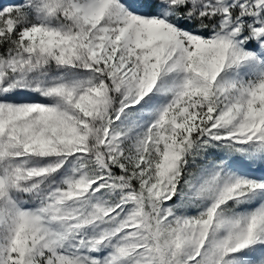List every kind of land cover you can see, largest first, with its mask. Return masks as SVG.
<instances>
[{
	"label": "snow or ice",
	"instance_id": "6c2138e0",
	"mask_svg": "<svg viewBox=\"0 0 264 264\" xmlns=\"http://www.w3.org/2000/svg\"><path fill=\"white\" fill-rule=\"evenodd\" d=\"M0 264H264V0H0Z\"/></svg>",
	"mask_w": 264,
	"mask_h": 264
}]
</instances>
